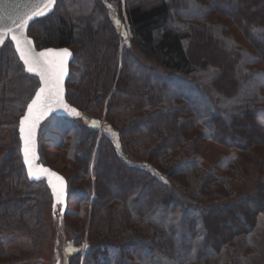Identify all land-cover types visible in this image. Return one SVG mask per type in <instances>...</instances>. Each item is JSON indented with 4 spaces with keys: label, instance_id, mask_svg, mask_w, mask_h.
Returning <instances> with one entry per match:
<instances>
[{
    "label": "trees",
    "instance_id": "1",
    "mask_svg": "<svg viewBox=\"0 0 264 264\" xmlns=\"http://www.w3.org/2000/svg\"><path fill=\"white\" fill-rule=\"evenodd\" d=\"M113 1L118 3L122 32L102 0H93L94 15L100 14V19L78 18L61 7L29 28L38 49L69 47L73 51L67 100L91 120L86 126L79 119L52 116L39 132L40 161L45 165L42 128L50 119L62 122L55 148L80 166L83 175L71 180L58 171L68 182L61 221L71 213L85 218L90 211V225L73 229L76 238L69 240L73 248L63 264H264V119L260 116L264 113V0ZM191 6L210 10L195 17L178 16ZM227 24L240 29L255 54L231 34V48L216 49L217 56L203 48L205 42H196L204 40L205 32L208 44L212 37L224 47L218 37ZM133 45L142 54L161 56L160 62L154 59L161 67L142 64L131 50ZM215 61L219 64L214 65ZM13 66V55L4 45L0 49V121L5 125L13 123L25 99L17 93ZM201 73L205 78H190ZM154 78L175 83L189 98L182 93L171 98L166 81L150 85ZM226 90L235 93L229 95ZM194 93L207 99L209 106L199 109L191 99ZM103 117L106 124L98 140ZM251 119L258 124L252 148H261L252 152L250 145L228 132L229 127L245 128ZM113 133L125 154L154 163L169 181L164 183L126 163L111 138ZM205 142L221 145L228 153L207 165L198 153ZM20 145L19 139L0 172V264L9 263L3 245L6 235L10 231L9 236L15 235L20 230L17 225L31 230L45 199L33 191L37 183L28 180ZM110 163L127 173L119 195L116 184L111 189L107 186ZM80 180L78 190L73 183ZM79 198L88 205L83 211H72ZM248 203L254 205L249 226L230 231L227 242L220 239L211 246V233H216L213 222L230 217L239 222L238 209ZM49 211L54 222V211ZM85 237L88 247L83 253ZM54 239L58 246L60 240ZM209 247L212 252L206 255Z\"/></svg>",
    "mask_w": 264,
    "mask_h": 264
},
{
    "label": "rangeland",
    "instance_id": "2",
    "mask_svg": "<svg viewBox=\"0 0 264 264\" xmlns=\"http://www.w3.org/2000/svg\"><path fill=\"white\" fill-rule=\"evenodd\" d=\"M104 4L106 5L109 12H111V17L113 20V23L115 24L116 28L122 32L124 30V24L122 22V18L120 17L119 13L117 12L118 3L113 0H102ZM202 3L203 1L200 0ZM220 2V0H218ZM223 6L228 9L229 6L225 5ZM259 2L254 3V8L257 7ZM61 7H65L67 12L69 13H75L78 18L83 19H100L101 15L97 14L94 15L93 7L94 3L93 0H57V5L55 9H59ZM209 9H199L194 8L191 6L189 7V10L186 12H178V16H181L182 14H186L195 17L200 13H206ZM222 20H225V18H221ZM77 25L78 23L75 22ZM229 29V30H228ZM129 31V29H128ZM227 32V33H224ZM233 35L235 40L237 42H240L245 46V48L249 49V52L255 54L256 52L250 43L247 42L246 38L242 35L239 28H236V26H233L232 24H227V27L224 28L222 35L218 38L221 39L224 47H220L214 42V39L211 37V42L208 44L207 39L205 38V32H203L201 35L204 40L196 41L198 43H204L205 46L203 48L209 49L210 52L214 53L216 55V49L223 50L224 48L228 49L231 48V42L228 39L229 35ZM79 38V37H78ZM130 39V34L125 38L124 43H128ZM217 39V38H216ZM5 48H8V50L12 53L15 66H13L12 69V77L16 76V83H17V93L18 95H24V103L20 105V110L17 113V115L13 118V123L10 125H5L7 123L0 121V172L2 170L3 164L5 160L9 157L10 151L14 146H17V143H19V137H18V124H19V118L23 115L24 109L28 103V101L31 99L32 95L34 94L35 90L39 86V81L36 77L27 75L24 71L23 65L20 62L18 56L16 55L14 48L11 43H5ZM214 46V47H213ZM214 49H213V48ZM216 47V48H215ZM233 48V47H232ZM135 55V57L144 65L151 67V68H160L161 66L158 64L161 60V56H153L149 53H143L140 52L137 49V46L132 47L131 49ZM217 56V55H216ZM245 56V54L243 55ZM225 59L228 57V54L224 53ZM156 59V60H154ZM247 59V58H244ZM221 63V62H220ZM213 64H219V61L213 62ZM260 68H263L262 66H259ZM206 74H199L196 76H191L192 79L201 80L205 78ZM213 78V75L210 73L207 80H211ZM228 78L229 77H225ZM231 81H233L234 88L236 86V83L234 82V79L232 77ZM263 80V78L261 79ZM166 81V89L167 93H169L170 97L173 98L176 95L182 93L186 95L189 98V94L187 95L184 93L182 88H179L175 85V83L167 82L165 79H151L150 85L156 86L159 85L161 82ZM221 83V81L219 80ZM235 83V84H234ZM227 91V92H226ZM225 93H228L229 95L234 94L235 90H226ZM192 102L201 110L203 108H207L209 106L207 99H201L198 97L197 93H194L193 96H191ZM261 118L264 119V113H262ZM103 121L100 123V131H99V137L98 140L101 138L102 130L105 128V117L102 119ZM80 123L83 125H91L90 118L83 116L79 119ZM62 122H57L54 119H50L41 131V151L43 155V162L45 165L51 166L53 169L61 172L64 174V176L69 177L71 180H74L75 177L80 176L82 177V171L81 167L78 166L76 163L71 162L69 159L66 158V154L62 149L55 148V142L59 140V137L61 136L58 132V129L60 128L58 124ZM257 123L251 119V122L246 124V127L241 129L242 127L235 128V127H229L228 132L229 135H236V137L242 141L243 143H247L250 145V152L259 150L261 148L254 147L253 142H256L255 134L253 133L257 129ZM242 131V132H241ZM241 134H240V133ZM112 140L115 143V146L117 147L118 151L120 152L122 158L128 163L129 165H133L136 167H140L142 169H145L149 171L151 174H153L156 178H158L160 181L167 183L169 180L166 175H164L161 171L157 169V167L154 165V163H150L147 161L142 160H136L127 154H125L122 150L120 141L118 139V136L116 133L110 134ZM264 149V147H263ZM249 152V150H248ZM247 152V153H248ZM264 152V150H263ZM202 157L204 158L207 165H214L222 155L227 154L228 151L225 147L211 143V142H205L204 145L200 148L199 152ZM264 155V154H263ZM264 157V156H263ZM109 170H107V180H108V188L111 189L113 185H117V191L116 194L119 195L123 191V183L124 179L127 176L126 171L119 169L116 167L115 164L110 163L109 164ZM91 181H94L95 178L92 175H90ZM80 183L74 184V187H77L78 190L81 189V186L83 182L81 180ZM82 183V184H81ZM80 185V186H79ZM172 185V184H171ZM240 186L237 185L235 188H239ZM33 191L38 193L40 198H45L41 200V206L38 213V222L36 224H33L34 226H31V230H24L21 226L17 225L20 229L18 232L15 233V235L9 236L6 235V238L4 239V250L7 254V258L9 260L8 264H63L65 261V254L70 253L72 250L73 244V238H76L75 233L73 229H77L80 231L82 227L85 225L88 227L90 225V211L86 215V217H75L74 215L67 216L66 220L64 221L62 219L61 221V214L62 205L60 203H57L54 205V200L52 193L45 182L37 183V185L33 186ZM93 193L91 194V199L89 200V203L91 204V201L93 199ZM74 208H72V211H83L85 210L86 205H88L87 200L83 201L81 198H79L76 202L72 204L76 205ZM90 207V206H89ZM50 208L54 211V222L53 218L51 216V212L49 211ZM90 209V208H89ZM239 212V222L235 218L230 217L226 221H220L216 219L213 224L216 227V233H211V246H215L216 242H219L220 239H223V243L227 242L225 240L227 234L231 231L240 230L242 228H247L249 226L248 223H250L251 215L254 212V205L252 203H248L246 206L241 207L238 209ZM63 215V214H62ZM83 216V213L81 212L80 216ZM244 216V219L242 218ZM57 235V237H56ZM55 238H58L60 240L58 246H54ZM64 238V241L61 242V239ZM71 242H70V241ZM88 247V242L86 240V237L83 242V253L86 251ZM211 251V247H209L205 254L208 255Z\"/></svg>",
    "mask_w": 264,
    "mask_h": 264
},
{
    "label": "snow or ice",
    "instance_id": "3",
    "mask_svg": "<svg viewBox=\"0 0 264 264\" xmlns=\"http://www.w3.org/2000/svg\"><path fill=\"white\" fill-rule=\"evenodd\" d=\"M56 5V0H42L29 5V11L13 20V27L4 28L0 26V45H3L5 39L10 35L15 42L16 51L19 53V59L23 61L24 68L28 73H35L39 76L40 83L43 85L35 95V99L27 105V115L21 120L19 129L21 139L23 140V163L27 165L28 176L39 180L41 174H46L49 178V184L53 188V193L57 201H61L64 195V181L61 177L55 176L49 170L42 167L33 166L36 159L35 153V130L39 119L45 115L55 104L70 111L76 116L80 113L75 108H69L64 103V77L67 72L66 64L70 53L65 50L55 51L48 49L46 51L36 52L32 46V41L25 35V28L29 21L34 17L45 16ZM3 17H0L2 25ZM259 75V74H258ZM55 176L59 182L60 188L52 183V177Z\"/></svg>",
    "mask_w": 264,
    "mask_h": 264
},
{
    "label": "water",
    "instance_id": "4",
    "mask_svg": "<svg viewBox=\"0 0 264 264\" xmlns=\"http://www.w3.org/2000/svg\"><path fill=\"white\" fill-rule=\"evenodd\" d=\"M37 2H42V0H0V17H3L2 25H0V26H2L4 28L13 27L14 26L13 23H12L13 20H15L17 17L23 15L24 13L28 12L30 10L28 6L29 5H32V4H35ZM56 4H57V0H56ZM55 7H56V5L45 16L34 17L33 20L29 21L28 25L25 28V35L27 36V38L29 40L32 41V46H33V48L35 49L36 52L46 51L48 49H52V50H55V51H60V50H65L66 49L70 53V56L67 58V64H66L67 72H66V75L64 77V83H63V87H64L63 100H64V103L66 105H68L69 108H75L80 113V116H76L73 113H71L70 111L65 110L63 107H60V106H57V105L54 104L52 106V108L45 115H43L39 119V121L37 123V127H36V130H35V153H36V159L33 161L34 168H36V167H42L44 169L49 170L51 173H54L55 176H59V177H61L63 179V181H64V189H63L64 190V195H63L61 201H59V202L57 201L56 196L53 193V188L49 184V178H48V176L46 174H41V177H40L39 180H36L34 178H30L28 176V168H27V165H25L24 163L23 164H24L25 169H26V173H27L28 180L30 182H32V183L45 182L46 185L49 187L51 193H52L53 200H54V205H56L57 203H60L62 205V211L61 212H62V214H64V212H65V210L67 208L68 182H67V179L62 174H60L58 171H56L55 169L51 168L50 166L44 165L40 161V153H39V132H40L41 126L49 118H51L52 116H63V117H68L70 119H80L81 117H83V112L81 110H79L77 107L73 106L67 100V81H68L69 74H70V64H71V61L73 60L74 54H73V51L69 47H48V48L38 49L37 46H36V44H35L34 39L31 36H29V28H30V25L32 23H34L35 21H37L39 19H42V18H45V17L49 16L50 14H52L53 11H54V9H55ZM8 40H10L13 43L14 48L16 50L15 42L11 40L10 35H9V37L7 39H5L4 44ZM4 44L3 45H0V49L4 46ZM17 54H18V57H19V53L18 52H17ZM21 63L23 64V61H21ZM24 70H25V72L28 75L37 77L38 80H39V76L38 75H36L35 73H28L25 68H24ZM39 83H40V80H39ZM42 86L43 85L40 83V86L38 87L37 91L35 92L34 96L29 101L28 104H30L32 102V100L35 99L36 93L39 91V88L42 87ZM26 115H27V107L25 109L24 114L19 119V125H20L21 120ZM18 133H19V139H20V144H21L20 145V151H21V155H22V159H23V143L24 142L21 139V134H20L19 126H18ZM55 176L52 177V183L53 184H56L57 189H59L60 188V185H59V182L56 181Z\"/></svg>",
    "mask_w": 264,
    "mask_h": 264
}]
</instances>
